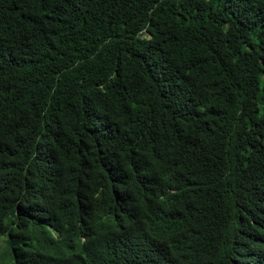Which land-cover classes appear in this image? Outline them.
Instances as JSON below:
<instances>
[{"label": "trees", "instance_id": "trees-1", "mask_svg": "<svg viewBox=\"0 0 264 264\" xmlns=\"http://www.w3.org/2000/svg\"><path fill=\"white\" fill-rule=\"evenodd\" d=\"M0 264H264V0H0Z\"/></svg>", "mask_w": 264, "mask_h": 264}, {"label": "clouds", "instance_id": "clouds-1", "mask_svg": "<svg viewBox=\"0 0 264 264\" xmlns=\"http://www.w3.org/2000/svg\"><path fill=\"white\" fill-rule=\"evenodd\" d=\"M6 259H9V258H6Z\"/></svg>", "mask_w": 264, "mask_h": 264}]
</instances>
